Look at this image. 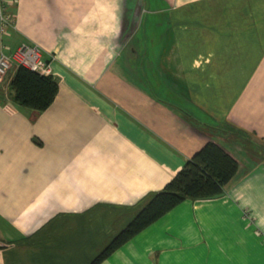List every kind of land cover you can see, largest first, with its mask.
<instances>
[{
    "label": "crops",
    "instance_id": "1",
    "mask_svg": "<svg viewBox=\"0 0 264 264\" xmlns=\"http://www.w3.org/2000/svg\"><path fill=\"white\" fill-rule=\"evenodd\" d=\"M53 103L0 86V264H90L208 142L238 170L101 264H264V0H7Z\"/></svg>",
    "mask_w": 264,
    "mask_h": 264
},
{
    "label": "trees",
    "instance_id": "2",
    "mask_svg": "<svg viewBox=\"0 0 264 264\" xmlns=\"http://www.w3.org/2000/svg\"><path fill=\"white\" fill-rule=\"evenodd\" d=\"M11 90L18 105L42 112L53 103L58 92V83L52 76H43L25 68H18L11 82ZM237 170V162L225 149L216 143L208 142L186 162L183 169L162 191L152 197L90 264H101L183 201L208 200L223 196L226 185L234 178Z\"/></svg>",
    "mask_w": 264,
    "mask_h": 264
},
{
    "label": "built area",
    "instance_id": "3",
    "mask_svg": "<svg viewBox=\"0 0 264 264\" xmlns=\"http://www.w3.org/2000/svg\"><path fill=\"white\" fill-rule=\"evenodd\" d=\"M7 0H0V32L13 27L14 20L6 11ZM12 67L25 68L43 76H51V68L43 59L41 48L23 44L10 55L0 52V86Z\"/></svg>",
    "mask_w": 264,
    "mask_h": 264
},
{
    "label": "water",
    "instance_id": "4",
    "mask_svg": "<svg viewBox=\"0 0 264 264\" xmlns=\"http://www.w3.org/2000/svg\"><path fill=\"white\" fill-rule=\"evenodd\" d=\"M219 197H221V196H216V197H213L212 199H216V198H219Z\"/></svg>",
    "mask_w": 264,
    "mask_h": 264
},
{
    "label": "rangeland",
    "instance_id": "5",
    "mask_svg": "<svg viewBox=\"0 0 264 264\" xmlns=\"http://www.w3.org/2000/svg\"><path fill=\"white\" fill-rule=\"evenodd\" d=\"M7 76V75H6ZM52 76V75H51Z\"/></svg>",
    "mask_w": 264,
    "mask_h": 264
}]
</instances>
